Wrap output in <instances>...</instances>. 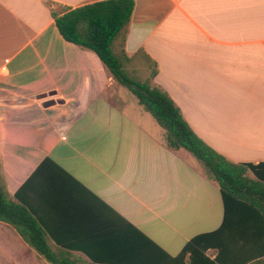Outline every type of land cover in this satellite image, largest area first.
Returning <instances> with one entry per match:
<instances>
[{"label":"crops","instance_id":"1","mask_svg":"<svg viewBox=\"0 0 264 264\" xmlns=\"http://www.w3.org/2000/svg\"><path fill=\"white\" fill-rule=\"evenodd\" d=\"M99 1L0 0V185L81 264H191L184 249L213 233L211 260H264V220L225 211L205 167L167 145L94 52L61 36L53 10ZM134 1L126 53L157 63L155 84L206 144L264 164V0ZM31 252L37 264L0 221V264H33Z\"/></svg>","mask_w":264,"mask_h":264},{"label":"trees","instance_id":"2","mask_svg":"<svg viewBox=\"0 0 264 264\" xmlns=\"http://www.w3.org/2000/svg\"><path fill=\"white\" fill-rule=\"evenodd\" d=\"M134 8V0H103L78 8L61 6V11L53 10L52 15L64 40L94 52L111 76L138 99L139 104L165 131L167 145L171 149H183L204 165L208 176L220 187L225 211L228 207L264 220V179L259 174L264 164L232 162L206 144L191 128L171 96L155 84L157 63L144 50L132 56L126 53L125 43ZM135 63H140V68L131 66ZM249 172L255 178L250 177ZM0 221L16 229L48 264H81L68 251L55 253L38 220L2 185ZM219 231L218 243L227 242L224 240L225 233L221 229ZM216 235L207 234L194 239L184 249L182 256L188 253L194 255L191 264H225L221 252L215 260L206 256L209 244L213 243ZM197 246L202 247L201 251L197 250ZM244 264H264V260Z\"/></svg>","mask_w":264,"mask_h":264},{"label":"rangeland","instance_id":"3","mask_svg":"<svg viewBox=\"0 0 264 264\" xmlns=\"http://www.w3.org/2000/svg\"><path fill=\"white\" fill-rule=\"evenodd\" d=\"M131 66H135V67H137V68H140V63H135V64H133V65H131ZM192 157V160L193 161H198L196 158H194L193 156H191ZM201 163V162H200ZM202 164V163H201ZM203 165V164H202ZM204 166V165H203ZM249 176L251 177V173L249 172ZM30 258H31V262L33 263V264H35V261L33 262V253L31 252V254H30ZM37 264H48L47 262H45L43 259H41L39 256H38V260H37Z\"/></svg>","mask_w":264,"mask_h":264},{"label":"water","instance_id":"4","mask_svg":"<svg viewBox=\"0 0 264 264\" xmlns=\"http://www.w3.org/2000/svg\"><path fill=\"white\" fill-rule=\"evenodd\" d=\"M50 104H53V103H47L45 106L48 107V106H50Z\"/></svg>","mask_w":264,"mask_h":264}]
</instances>
